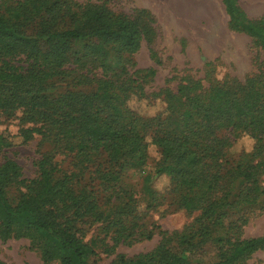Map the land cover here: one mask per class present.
Returning a JSON list of instances; mask_svg holds the SVG:
<instances>
[{
    "label": "trees",
    "instance_id": "1",
    "mask_svg": "<svg viewBox=\"0 0 264 264\" xmlns=\"http://www.w3.org/2000/svg\"><path fill=\"white\" fill-rule=\"evenodd\" d=\"M223 1L231 28L251 36L264 54V20L248 18L236 0ZM86 40L93 42L76 63L95 57L107 73L111 67L101 58L106 55L104 47L138 52L142 28L133 17L117 14L105 4L0 0V111L10 114L21 109L23 120L36 125L25 130L26 140L42 135L72 158V168L66 171L43 159L39 177L33 180L22 179L12 160L0 166L3 241L19 237V230L31 231L44 240L45 264H97L92 261L93 247L84 241L88 224L106 223L116 244L122 238L152 239L153 229L135 236L139 201L121 186L128 170L149 164L150 145L160 148L162 156L154 174L149 172L143 182L147 208L162 199V204L170 200L178 210L200 211L193 223L195 234H189L186 242L212 233L211 224L223 219L226 208L237 202L236 198L229 202L236 189L227 186L229 176L233 183L241 181L238 197L245 203L252 204L264 194L256 179L264 164V61L244 83L223 81L200 93L166 90L165 109L149 117L130 106L134 98H147L144 86L132 78L121 80L114 74L101 80L93 92L48 93L50 82L75 64L74 43ZM19 58L27 66H17ZM242 137L253 140L252 151L228 164V149ZM160 175L170 181L162 196L152 188L154 176ZM99 193L106 199L116 197L119 204L106 200L115 208L105 209ZM233 225L231 231L239 229ZM162 235L155 252L133 259L119 255L113 264H188L168 247L178 233L162 231ZM230 241L227 232L223 244L231 248L223 246L217 264H241L264 249V236Z\"/></svg>",
    "mask_w": 264,
    "mask_h": 264
},
{
    "label": "rangeland",
    "instance_id": "2",
    "mask_svg": "<svg viewBox=\"0 0 264 264\" xmlns=\"http://www.w3.org/2000/svg\"><path fill=\"white\" fill-rule=\"evenodd\" d=\"M75 1L79 4H105L117 14L133 17L142 28L141 48L136 53H128L104 47L106 55L101 58L111 67L104 73L100 61H96L95 57L84 59L81 64L76 63L77 57L84 55L86 45H90L93 40L75 42L72 51L75 64L67 66L70 69L64 76L50 82L47 89L50 95L68 90L93 92L101 80L115 74V77L121 80L132 78L144 86L147 98H134L130 106L142 115L151 117L165 109L162 94L166 90L177 94L181 88L190 91L196 89L200 93L223 81L233 85L244 83L248 77L258 72L260 64L264 61L263 51L254 39L231 28V17L223 0ZM236 5L248 18L264 20V0H236ZM32 31L33 29L29 32ZM16 64L27 66L22 58L17 59ZM152 71L155 73L152 74ZM85 79L88 81L85 82ZM79 81L80 85H76ZM35 126L23 120L21 109L10 114L0 111V166L9 160L14 161L20 167L22 179L25 180L39 177V163L46 158L51 163L60 165L63 170H70L71 156L59 150L51 139L33 134L26 140L25 130ZM253 146L254 142L249 138L242 137L233 141L226 157L228 164L236 161L241 154L251 152ZM148 155L149 164L140 169L128 170L123 176L121 186L134 192L139 201L136 212V231H139V234L135 236L140 238V233L153 229L152 239L122 238V241L116 244L106 223L88 224L85 226L84 241L95 251L92 261L97 264H113L119 255L133 259L151 254L162 245V231H168L179 235L168 247L172 252L187 259L188 264H217L222 251L231 248L230 244H223L227 232L231 243L235 240L264 236V194L252 204L245 203L238 197L241 181L233 183V176H229L227 186L232 190L236 187L229 202H234L235 198L237 202L226 208V215L218 221L222 223L214 220L217 223L211 224L212 233L199 236L201 239L197 241L186 242L189 234H195L193 223L201 212L178 210L174 205L171 206L170 200L162 204V199H159L155 207L147 208L143 182L149 172L154 174V167L161 160V149L150 145ZM256 179L257 185L263 188L264 164ZM152 188L162 196L170 189L169 178L154 176ZM22 190L25 191V188ZM15 191L13 189L12 194ZM99 196L101 203H105V209L115 208L111 204L108 206L106 200L114 204H119L120 201H117L116 197L110 199V196L106 199L103 193H99ZM232 224L239 229L231 231ZM18 234L19 237L8 241L0 238V264H45L42 258L44 240L31 231L19 230ZM241 264H264V249L253 252Z\"/></svg>",
    "mask_w": 264,
    "mask_h": 264
}]
</instances>
